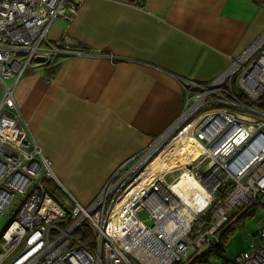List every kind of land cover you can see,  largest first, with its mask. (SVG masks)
<instances>
[{
  "label": "built area",
  "instance_id": "built-area-1",
  "mask_svg": "<svg viewBox=\"0 0 264 264\" xmlns=\"http://www.w3.org/2000/svg\"><path fill=\"white\" fill-rule=\"evenodd\" d=\"M81 2L0 0V215L19 198L1 234L0 264H193L249 206L264 204V31L213 79L180 78L184 101L177 117L84 204L62 185L18 114L4 106L28 67H42L69 47L50 42L47 31L54 18L71 20ZM191 139L201 152L173 165L180 160L177 142ZM165 148L172 149L169 165L113 209L143 163ZM182 177L194 183H179ZM255 234L258 243L229 264H264V223Z\"/></svg>",
  "mask_w": 264,
  "mask_h": 264
},
{
  "label": "crops",
  "instance_id": "crops-1",
  "mask_svg": "<svg viewBox=\"0 0 264 264\" xmlns=\"http://www.w3.org/2000/svg\"><path fill=\"white\" fill-rule=\"evenodd\" d=\"M262 31L264 0H82L47 31L69 47L28 67L4 106L85 204L177 117L180 78L213 79Z\"/></svg>",
  "mask_w": 264,
  "mask_h": 264
},
{
  "label": "rangeland",
  "instance_id": "rangeland-1",
  "mask_svg": "<svg viewBox=\"0 0 264 264\" xmlns=\"http://www.w3.org/2000/svg\"><path fill=\"white\" fill-rule=\"evenodd\" d=\"M8 82V81H6ZM1 91H0V99H1ZM181 142V143H180ZM193 142V139L186 140V141H178L175 145L177 149H180V152L183 151L184 153L181 156L182 159H186L188 157L187 152L190 153V157H194L195 154L198 153V150H194L193 152H190L188 150V147ZM182 144L183 146H180ZM199 145V144H198ZM180 146V147H179ZM187 149H185V148ZM159 151V150H158ZM153 154V156L149 157L143 165L145 168L139 173L136 180L132 184V186H136L141 179L145 177L147 174L149 166L154 163L161 161L165 155L172 152L171 148H165L159 155H157V152ZM155 157V158H154ZM177 160H174L173 165H177L179 162H176ZM156 162V163H157ZM168 164V163H167ZM166 166V165H165ZM129 167V166H128ZM156 167V166H154ZM179 167V166H177ZM126 169V168H125ZM123 169V171L125 170ZM157 170H162L161 165L157 167L155 170L151 171L149 174L146 175L145 184H147L150 180H153L155 177H157ZM144 181L141 180L140 183H143ZM49 190L52 192L55 197L59 200V202L64 206L67 207L63 201H62V192L56 186H54L52 183H49ZM142 187V186H141ZM138 190H136L137 192ZM135 192V193H136ZM133 193V192H132ZM18 197L14 200V203L10 206L8 212L0 215V240H1V234L3 230L5 229L6 225L12 218L13 214L15 213V210L17 209V201ZM252 205H255V210L251 215H245L244 217H241L239 220H235V222L232 224L233 231L229 234H227L225 241H224V251L222 253V256L217 257L216 255L210 254L208 256V260L204 262L203 260L199 261L198 263L194 264H221L223 260L232 261L236 254L240 253L241 251L247 250L249 248V244L251 241H254L256 244L258 243V238L256 237L255 232L259 229L260 225L264 223V204L260 203H253ZM251 205V206H252ZM249 206L248 209L251 207ZM247 209V210H248ZM140 217L145 223H149L150 219L146 211H142L140 213ZM205 252V251H204ZM203 252V253H204ZM5 264V263H3Z\"/></svg>",
  "mask_w": 264,
  "mask_h": 264
},
{
  "label": "bare ground",
  "instance_id": "bare-ground-1",
  "mask_svg": "<svg viewBox=\"0 0 264 264\" xmlns=\"http://www.w3.org/2000/svg\"><path fill=\"white\" fill-rule=\"evenodd\" d=\"M181 143V142H180ZM199 143L197 142V140H194L193 139V142L191 143V145L188 147V150L190 151V152H193L194 150H198V153L197 154H195L194 155V157L195 156H197L200 152H201V147H200V144L198 145ZM180 146H183L182 144H180ZM179 146V147H180ZM185 148V147H184ZM186 149V148H185ZM187 150V149H186ZM171 153L172 152H170L169 154H167V155H165V157H163V159L161 160V161H158L156 164H155V166L156 167H154L153 166V168H151V171H153V170H155L157 167H159V165H161V168L163 169V167H165V165H169V163L167 164V162H168V159L170 158V155H171ZM184 152L183 151H181L180 152V155H182ZM187 155H188V157H186V159H182V157L180 156V163L182 164V162H187V161H190V160H192L194 157H190V153L189 152H187ZM180 163H178L177 164V166H179L180 167ZM145 168V167H144ZM143 168V169H144ZM142 169V170H143ZM141 170V171H142ZM140 171V172H141ZM150 171V172H151ZM139 172V173H140ZM150 172H148L147 174H149ZM139 173L137 174V176L139 175ZM146 174V175H147ZM146 175H145V177L143 178V179H141L142 181H144L143 183H140L141 182V180L139 181V183L134 187V186H132V184L134 183V181L136 180V178H137V176L124 188V190L119 194V196H118V198H117V200L115 201V204H114V206H113V209H115L122 201H124L125 199H127V198H129V197H131V196H133V195H135V194H138V193H140V192H142L145 188H147L157 177H155L153 180H150L147 184H145V179H146ZM188 182V184H192V183H194V181H193V179L192 178H187V177H182V180L181 181H179V183H184V182ZM142 186V187H141ZM136 190H138L137 192H136ZM133 192V193H132ZM136 192V193H135Z\"/></svg>",
  "mask_w": 264,
  "mask_h": 264
},
{
  "label": "trees",
  "instance_id": "trees-1",
  "mask_svg": "<svg viewBox=\"0 0 264 264\" xmlns=\"http://www.w3.org/2000/svg\"><path fill=\"white\" fill-rule=\"evenodd\" d=\"M49 187V185H47ZM255 210V205H252L248 210H246L244 213H242L237 220H239L241 217H244L245 215H251ZM233 231L232 226L227 227L224 229L219 236V241L217 244L210 246L208 249L205 250V252L202 254L199 261L203 260L206 262L208 260V256L210 254L216 255L217 257L222 256V253L224 251V241L227 236V234L231 233ZM198 260H195L194 263H198ZM193 263V264H194ZM230 261L223 260L221 264H229Z\"/></svg>",
  "mask_w": 264,
  "mask_h": 264
}]
</instances>
